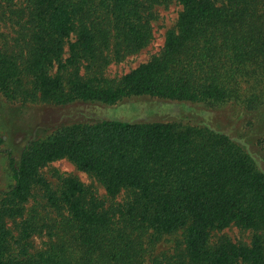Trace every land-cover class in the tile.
I'll list each match as a JSON object with an SVG mask.
<instances>
[{
	"label": "trees",
	"instance_id": "1",
	"mask_svg": "<svg viewBox=\"0 0 264 264\" xmlns=\"http://www.w3.org/2000/svg\"><path fill=\"white\" fill-rule=\"evenodd\" d=\"M173 1L181 11L160 51L107 78L109 65L150 45L156 8ZM0 21L15 27L0 45L8 99L233 104L257 132L264 123V0H0ZM61 159L105 199L73 176L55 173L53 186L42 169ZM8 167L0 264H264V170L221 131L76 123L30 142ZM232 228L247 239L224 233ZM163 243L173 246L158 252Z\"/></svg>",
	"mask_w": 264,
	"mask_h": 264
},
{
	"label": "rangeland",
	"instance_id": "2",
	"mask_svg": "<svg viewBox=\"0 0 264 264\" xmlns=\"http://www.w3.org/2000/svg\"><path fill=\"white\" fill-rule=\"evenodd\" d=\"M17 3L18 0H9ZM181 6L173 1L167 7H157V18L152 22L153 40L148 47L135 55L126 57L119 63H112L106 70V77L118 79L130 70L145 63L163 46L166 32L176 25ZM9 21H0V45L12 44L15 27ZM240 108L233 104L216 107L201 103L190 104L179 101L149 97L124 98L114 105L75 101L66 105L43 103L24 97L8 99L0 92V204L3 193L12 185L9 159L17 161L24 147L32 141L43 139L64 126L76 123H94L103 120L123 122H164L178 121L183 125L207 126L227 134L234 142L251 152L253 158L264 170V123L258 132L254 129L256 122L248 123ZM55 173L76 177L85 186L96 191L97 196L105 199L106 192L101 184L90 175L77 170L65 159L53 162L42 169V174L53 185H57ZM120 200V198L118 199ZM11 226V225H10ZM232 238L243 237L238 229L224 230ZM173 244H160L158 252L167 251Z\"/></svg>",
	"mask_w": 264,
	"mask_h": 264
}]
</instances>
